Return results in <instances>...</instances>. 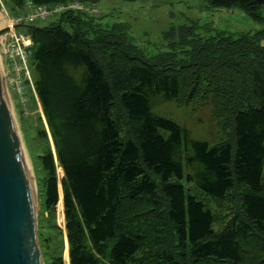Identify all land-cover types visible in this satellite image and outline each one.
Wrapping results in <instances>:
<instances>
[{
    "label": "trees",
    "instance_id": "1",
    "mask_svg": "<svg viewBox=\"0 0 264 264\" xmlns=\"http://www.w3.org/2000/svg\"><path fill=\"white\" fill-rule=\"evenodd\" d=\"M206 2L264 23V0ZM26 32L55 147L40 159V192L45 209L59 202L58 163L69 264H264V31L188 39V29L184 57H150L122 24L81 12ZM198 98L228 116L230 139L212 145L154 111ZM183 181L216 199L244 187L239 217L215 232L211 211ZM50 264L65 263L58 255Z\"/></svg>",
    "mask_w": 264,
    "mask_h": 264
},
{
    "label": "rangeland",
    "instance_id": "2",
    "mask_svg": "<svg viewBox=\"0 0 264 264\" xmlns=\"http://www.w3.org/2000/svg\"><path fill=\"white\" fill-rule=\"evenodd\" d=\"M85 4L91 5L95 11L91 15L81 12L84 16L102 26L115 22L122 24L127 30L130 42L150 57L167 52L184 57L189 45L184 44L183 35L188 29L192 30L188 39L194 37L206 39L218 37L220 34L238 38L264 31V23L252 20L240 8H214L206 0H99ZM57 5L58 3L42 5L25 0L23 5L18 7L10 0H0V29L11 27L18 18H26L27 24L36 27L55 24L60 21L62 14L69 12L43 18H36L35 14L40 6L53 8ZM17 30L24 33L26 27L21 26ZM10 35L9 30L0 34L1 67L6 71L3 74L8 72L6 64L2 61L3 44ZM260 44L264 46V36L261 37ZM6 86L11 113L33 179L37 214L36 235L42 262L50 264L53 257L61 255L64 263L69 264L60 185L63 171L58 163L59 202L53 209H45L40 192L41 180L45 175L40 159L47 151L55 154L42 105L36 92L26 85V99H22L16 92L15 82ZM154 111L187 128L193 138L206 140L212 145L224 142L232 136L228 116L214 115L210 101L198 98L188 105L184 103V99L178 102L161 101ZM124 136L127 137V131ZM183 184L187 192L201 200L211 211L214 217L212 227L215 232L223 230L233 219L239 217L244 187H236L228 191L223 199H216L203 194L193 182L183 181ZM141 210L150 213L148 205H143Z\"/></svg>",
    "mask_w": 264,
    "mask_h": 264
},
{
    "label": "water",
    "instance_id": "3",
    "mask_svg": "<svg viewBox=\"0 0 264 264\" xmlns=\"http://www.w3.org/2000/svg\"><path fill=\"white\" fill-rule=\"evenodd\" d=\"M28 25H18L17 27ZM8 28L0 29V34ZM35 189L0 68V264H43Z\"/></svg>",
    "mask_w": 264,
    "mask_h": 264
},
{
    "label": "built area",
    "instance_id": "4",
    "mask_svg": "<svg viewBox=\"0 0 264 264\" xmlns=\"http://www.w3.org/2000/svg\"><path fill=\"white\" fill-rule=\"evenodd\" d=\"M45 7V8H44ZM39 10V11H38ZM35 17H46L52 14H62L64 12H83L87 15H91L95 10L91 5H87L80 1H69L65 3H58V5L53 8L46 6H40ZM38 13V14H37ZM26 18H18L15 23L8 28L11 35L6 39L3 44L4 56H2V61L6 64L7 73L1 67V54H0V68L2 72V77L4 80L5 88L7 91V86L16 83V92L19 93L22 99H26L25 85L35 92L34 81L31 70V56L33 54V42L30 35L26 32L22 33L17 30L18 25H24L26 23ZM7 30V31H8ZM19 32V33H18Z\"/></svg>",
    "mask_w": 264,
    "mask_h": 264
},
{
    "label": "bare ground",
    "instance_id": "5",
    "mask_svg": "<svg viewBox=\"0 0 264 264\" xmlns=\"http://www.w3.org/2000/svg\"><path fill=\"white\" fill-rule=\"evenodd\" d=\"M1 22V21H0Z\"/></svg>",
    "mask_w": 264,
    "mask_h": 264
}]
</instances>
